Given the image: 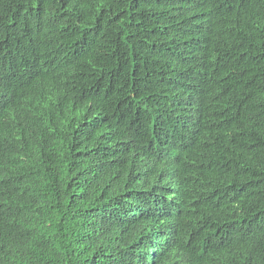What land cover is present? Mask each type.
Instances as JSON below:
<instances>
[{
    "label": "trees",
    "instance_id": "16d2710c",
    "mask_svg": "<svg viewBox=\"0 0 264 264\" xmlns=\"http://www.w3.org/2000/svg\"><path fill=\"white\" fill-rule=\"evenodd\" d=\"M0 264H264V0H0Z\"/></svg>",
    "mask_w": 264,
    "mask_h": 264
}]
</instances>
